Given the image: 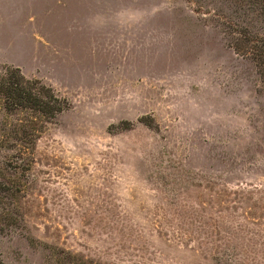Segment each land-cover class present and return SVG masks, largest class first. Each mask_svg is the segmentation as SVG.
Segmentation results:
<instances>
[{"label":"rangeland","instance_id":"obj_1","mask_svg":"<svg viewBox=\"0 0 264 264\" xmlns=\"http://www.w3.org/2000/svg\"><path fill=\"white\" fill-rule=\"evenodd\" d=\"M259 9L0 0V67L67 103L25 140L0 103L3 264H264L262 82L229 44Z\"/></svg>","mask_w":264,"mask_h":264},{"label":"trees","instance_id":"obj_2","mask_svg":"<svg viewBox=\"0 0 264 264\" xmlns=\"http://www.w3.org/2000/svg\"><path fill=\"white\" fill-rule=\"evenodd\" d=\"M241 1L251 6L255 5L256 8H260L261 14L264 13V0ZM229 36L230 46L256 64L257 73L262 82L260 92L264 95V36L254 35L244 28L230 29ZM0 103L4 114L14 117L17 121L10 129L16 140H25L34 136L42 123L50 122L67 107L66 100L58 96L51 86L39 79L25 77L18 67L11 65L0 67ZM18 134L21 136L18 137ZM4 185L0 182V192ZM15 190L11 192V195H14ZM13 213L15 219L11 217L12 221L8 224L18 228V211ZM2 224L5 225V223L3 221L0 223V232L4 230ZM57 262L59 264H102L68 254L58 257ZM0 264H3L1 260Z\"/></svg>","mask_w":264,"mask_h":264}]
</instances>
